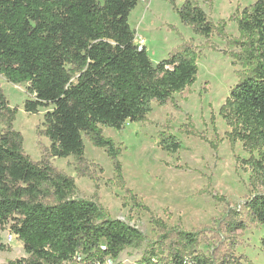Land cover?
Returning a JSON list of instances; mask_svg holds the SVG:
<instances>
[{
  "label": "trees",
  "instance_id": "1",
  "mask_svg": "<svg viewBox=\"0 0 264 264\" xmlns=\"http://www.w3.org/2000/svg\"><path fill=\"white\" fill-rule=\"evenodd\" d=\"M141 1L0 0V76L27 85L32 99L24 102L26 114L51 108L39 131L50 142L48 155L72 157L81 174L87 140L105 151L122 189L121 151L103 129L120 131L126 123L143 122L153 104L178 109L174 95L191 87L198 73V47L191 42L155 65L145 46L136 44L128 18ZM174 10L196 35L206 40L215 33L224 36L225 22L215 26L193 0ZM231 20L239 37L228 46L239 52L229 57L242 70L219 115L230 129L229 143H240L249 156L237 161L250 172L255 191L239 210L227 208L215 229L196 231L154 218L156 236L148 238L136 226L110 217L95 200L80 198L75 180L47 160H31L22 135L13 129L17 110L0 87V251L7 252L1 234L8 230L25 253L6 264H106L145 243L138 264H252L241 262L221 241L212 252L199 250L221 226L234 232L264 225V0L237 11ZM183 128L187 136L201 138L192 123ZM158 146L175 155L182 142L162 132ZM209 146L217 149V143ZM260 246L264 250V237Z\"/></svg>",
  "mask_w": 264,
  "mask_h": 264
},
{
  "label": "rangeland",
  "instance_id": "2",
  "mask_svg": "<svg viewBox=\"0 0 264 264\" xmlns=\"http://www.w3.org/2000/svg\"><path fill=\"white\" fill-rule=\"evenodd\" d=\"M185 0H145L130 13L128 23L135 32V41L145 46L155 65L169 54L191 42L198 47L197 78L195 83L174 95L172 104L153 109L140 123H126L120 131L104 128L103 135L111 138L120 149L118 160L122 166L124 188L114 180L112 161L105 151L84 140L85 163L76 170L72 157L55 159L48 155L50 142L40 136L44 114L51 110L40 108L36 115H28L23 106L31 100L27 85H13L0 76V87L12 109L17 113L13 129L23 137V150L32 161L47 160L57 170L75 180L78 196L99 203L115 219L136 226L144 235L154 239L152 219L159 218L168 227L185 231L214 228L227 208L239 210L240 205L255 192L249 186L250 172L237 159H248L242 145H231L226 137L229 128L219 110L238 82L239 64L229 57L239 52L228 41L239 37L237 23L231 19L237 11L257 0H193L217 26L225 22L224 36L214 34L210 39L196 35L183 25L174 10ZM192 123L201 138L184 134L183 126ZM171 133L182 142L175 155L163 152L158 146L159 135ZM209 143H217V149ZM214 196L217 197L214 198ZM133 197L135 200H133ZM220 198V199H218ZM147 208V209H144ZM213 229V230H214ZM8 230L1 234L7 252L0 251V264L25 257L22 244L15 239L6 243ZM218 235H208L199 247L204 254L221 244L232 246V254L241 262L264 264V250L260 240L264 225L249 224L246 230L228 232L224 227ZM148 244L127 249L117 259L106 264H138Z\"/></svg>",
  "mask_w": 264,
  "mask_h": 264
},
{
  "label": "built area",
  "instance_id": "3",
  "mask_svg": "<svg viewBox=\"0 0 264 264\" xmlns=\"http://www.w3.org/2000/svg\"><path fill=\"white\" fill-rule=\"evenodd\" d=\"M15 239H16V237H15L13 234L7 232V234H6V243H7V244H11V243H13V241H14Z\"/></svg>",
  "mask_w": 264,
  "mask_h": 264
}]
</instances>
